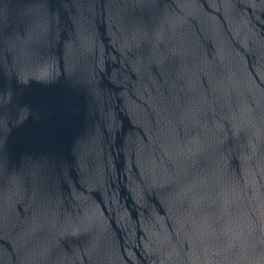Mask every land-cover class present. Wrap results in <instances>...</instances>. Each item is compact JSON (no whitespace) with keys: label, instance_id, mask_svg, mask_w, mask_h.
<instances>
[{"label":"water","instance_id":"1","mask_svg":"<svg viewBox=\"0 0 264 264\" xmlns=\"http://www.w3.org/2000/svg\"><path fill=\"white\" fill-rule=\"evenodd\" d=\"M0 264H264V0H0Z\"/></svg>","mask_w":264,"mask_h":264}]
</instances>
